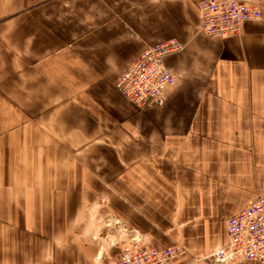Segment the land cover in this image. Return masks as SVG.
Wrapping results in <instances>:
<instances>
[{
    "label": "crops",
    "instance_id": "0c3cea01",
    "mask_svg": "<svg viewBox=\"0 0 264 264\" xmlns=\"http://www.w3.org/2000/svg\"><path fill=\"white\" fill-rule=\"evenodd\" d=\"M198 1L0 0V264L114 263L109 212L191 264L264 197V0L220 40ZM168 40L176 83L141 111L115 81Z\"/></svg>",
    "mask_w": 264,
    "mask_h": 264
},
{
    "label": "built area",
    "instance_id": "2783aa9c",
    "mask_svg": "<svg viewBox=\"0 0 264 264\" xmlns=\"http://www.w3.org/2000/svg\"><path fill=\"white\" fill-rule=\"evenodd\" d=\"M200 32L213 39L240 37L246 22L262 17L259 5L243 0H199ZM184 44L168 40L148 47L115 81V88L139 110L161 108L166 90L176 83V75L166 66L167 56L180 52ZM110 231L123 235L120 257L111 264H176L186 250L174 245L164 249L147 246L144 237L122 226ZM227 242L191 264H233L239 259L264 264V197L259 196L227 221ZM122 237V236H121ZM94 264H105L101 257Z\"/></svg>",
    "mask_w": 264,
    "mask_h": 264
},
{
    "label": "rangeland",
    "instance_id": "374dc122",
    "mask_svg": "<svg viewBox=\"0 0 264 264\" xmlns=\"http://www.w3.org/2000/svg\"><path fill=\"white\" fill-rule=\"evenodd\" d=\"M102 204L106 205V202H103V200L99 201L97 206H103ZM107 207V206H106ZM117 221L122 224V226H126V224L118 219L113 212H109V214L105 215L103 218V228L101 232L99 233H94L93 235L90 236V241L94 244L99 245H106L110 248H119V245H116L119 241L121 242L123 239V235L118 234L117 230L114 233H112L111 229H117L115 226L117 224ZM129 229V228H128ZM111 230V231H110ZM122 236V237H121ZM181 246V245H179ZM182 247V246H181ZM195 260V258H194ZM94 264V262H93Z\"/></svg>",
    "mask_w": 264,
    "mask_h": 264
}]
</instances>
